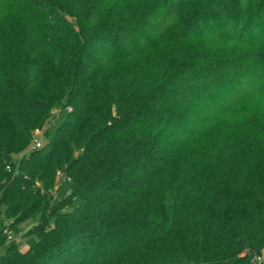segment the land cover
<instances>
[{"label": "trees", "instance_id": "1", "mask_svg": "<svg viewBox=\"0 0 264 264\" xmlns=\"http://www.w3.org/2000/svg\"><path fill=\"white\" fill-rule=\"evenodd\" d=\"M0 209V264H252L264 0H0Z\"/></svg>", "mask_w": 264, "mask_h": 264}, {"label": "rangeland", "instance_id": "2", "mask_svg": "<svg viewBox=\"0 0 264 264\" xmlns=\"http://www.w3.org/2000/svg\"><path fill=\"white\" fill-rule=\"evenodd\" d=\"M64 115H65L64 110L55 111L51 115L52 120L49 123H47L46 126L44 127L47 129V134L43 135L42 130H41L42 135L37 137V139L41 143L46 142L52 136L57 125L64 119V117H65ZM240 131H241V133L245 134L247 132V129H244V130L240 129ZM239 136H240V139L243 140V142L246 141L245 136H243L242 134H239ZM57 172H60V174H62L60 169H57L55 171L54 181H53L52 187L50 188V191H49V196H51L54 200H56V202L63 199L69 193V183L66 181L61 182V179H60L61 177L59 175H57ZM71 203L76 204L77 199H73L71 201ZM68 207L69 206H67V208ZM37 221H38V218H29L28 220H25V221H23L17 225L18 231L13 232V230L12 231L9 230L6 233V236H9L11 240H15V242H16V244L20 250H24L26 247L25 246V238L20 235V232H24L26 229H28L32 225L36 224ZM9 223H10V220L5 217L3 210L0 209V229L2 226H7ZM3 250H4V246L0 245V254H2Z\"/></svg>", "mask_w": 264, "mask_h": 264}, {"label": "built area", "instance_id": "3", "mask_svg": "<svg viewBox=\"0 0 264 264\" xmlns=\"http://www.w3.org/2000/svg\"><path fill=\"white\" fill-rule=\"evenodd\" d=\"M41 130L40 129H34L32 131V137H31V142H30V148H38L40 146V141L37 139L38 136H41ZM62 173V172H61ZM57 175H59L61 180L69 181L68 177H65L63 174H60V172H57ZM6 240L9 241L11 240L9 236H6ZM252 264H264V249L258 253L255 254L252 257Z\"/></svg>", "mask_w": 264, "mask_h": 264}]
</instances>
